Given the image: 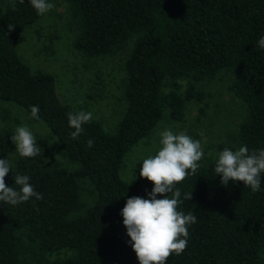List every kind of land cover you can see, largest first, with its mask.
Listing matches in <instances>:
<instances>
[{
	"label": "trees",
	"instance_id": "16d2710c",
	"mask_svg": "<svg viewBox=\"0 0 264 264\" xmlns=\"http://www.w3.org/2000/svg\"><path fill=\"white\" fill-rule=\"evenodd\" d=\"M51 1L67 6L76 31L71 46L80 57L89 60L125 50L124 103L109 131L91 119L73 139L67 114L75 110L59 98L55 76L30 70L16 53L19 35L40 15L29 0H11L0 8V100L29 114L30 106H38V120L56 138L61 155L76 162L72 169L64 160V165L50 164L41 138H35L39 155L18 154L6 186L18 190L13 175H27L43 199L32 197L15 206L0 201V264H139L120 212L128 198H144L153 184L140 175L124 181L119 167L126 152L149 138L166 109L167 120L181 124L184 103L193 101L197 120L212 107L199 85L223 74L241 117L232 146L217 142L216 149H264V49L257 46L264 36V0ZM182 80L187 86L180 90ZM89 82L85 102H76L83 111L92 101L90 90L104 87L101 81ZM111 93L112 87L103 94ZM183 126L189 131L188 124ZM89 139L94 141L91 148ZM13 147L9 131H0V157ZM205 159L195 175L176 185L182 201L177 210L192 212L196 223L188 227L187 248L171 254L165 264H264V173L259 192L239 181L224 186L214 171L215 159ZM79 177L89 181L81 183L78 193ZM91 186L95 201L81 215L68 218L80 201L94 196ZM191 192L192 199H184Z\"/></svg>",
	"mask_w": 264,
	"mask_h": 264
},
{
	"label": "rangeland",
	"instance_id": "374dc122",
	"mask_svg": "<svg viewBox=\"0 0 264 264\" xmlns=\"http://www.w3.org/2000/svg\"><path fill=\"white\" fill-rule=\"evenodd\" d=\"M9 1L11 0H0V8L3 9ZM53 4L55 7L52 10L40 15L36 21L24 28L16 42V53L28 65L30 70L52 73L56 78L54 83L55 89L59 93V98L65 103L73 105L72 108L75 112L82 110L76 102L77 99L80 100L81 104L85 102L83 95L88 92L86 87L88 89L90 79H92L93 83L95 81H101L102 85L104 83V87L99 86L90 90L92 92V101L90 103L88 101V104L85 105V111L91 112L92 119L99 122L104 130L109 131V123L114 120L115 114L120 111L124 103V101H121V96H123L125 81L122 61L125 50L121 49L114 55L89 60L80 57L71 46V41L76 31L75 25L69 20L67 6ZM222 70L219 72H222ZM67 75L70 82H67V78H65ZM73 77L74 80L71 81ZM179 83L181 86L180 90L187 86V81L185 80ZM225 84L226 77L221 74L217 80L199 85L206 92L205 100L207 102L210 100L212 107L206 108L197 120H195L199 115L197 104L193 101L189 102V105L186 102L184 103L186 111L183 118L189 129L187 131L186 128V131L192 134L194 140L200 141L202 150H206L204 154L207 156L204 155L201 160H204L205 157L207 159L211 157V160L214 161L213 159H215L216 162L218 152L222 151L216 149V143L221 142L231 147L232 138L236 137L235 125L236 121L241 117V107L232 92L227 90ZM61 85H66L67 87H62ZM111 87L114 95L112 93L103 94L106 93L107 88ZM207 93H209V96ZM188 109L190 110L188 111ZM102 117L106 120L104 123L108 125L103 124ZM167 118L168 111L166 109L151 132V136L149 135L148 139L144 138L138 142L139 144L146 139V144L141 143L138 151H134L131 148L133 150L130 149L125 153L119 167L120 177L124 181L134 180L135 177L138 178L143 164L142 160L156 154L161 147L159 144L160 132L165 129H170L173 133L185 131L184 122L171 124V121H168ZM14 120L16 121L15 124ZM22 125H27L35 138L44 140L42 151L46 161L50 164L60 165H64V162H66L69 166L67 169L76 167V162L69 161L61 155L55 144L56 138L42 121L32 118L31 114L14 102L0 100V131H9L11 137L15 129ZM231 149L233 151L238 150L237 147H232ZM18 154L14 145L12 151L0 157V159L7 158L13 168ZM198 163L200 164L201 162ZM87 180L86 177L77 178L78 193L81 183ZM91 187L94 190V196L84 203L80 201V205L68 213V218L81 215L85 208L95 201L96 191L93 186ZM144 198H148L147 193ZM159 198H163V196L159 195Z\"/></svg>",
	"mask_w": 264,
	"mask_h": 264
},
{
	"label": "clouds",
	"instance_id": "9594fccd",
	"mask_svg": "<svg viewBox=\"0 0 264 264\" xmlns=\"http://www.w3.org/2000/svg\"><path fill=\"white\" fill-rule=\"evenodd\" d=\"M29 3L38 15H44L55 7L48 0H29ZM7 27L9 31L15 29L11 24ZM257 46L264 49V36L258 38ZM30 108L32 118L39 119V107ZM67 119L69 127L75 129L70 135L76 139L83 132V125L91 121L92 113L83 110L69 112ZM159 135L161 147L154 156L142 160L139 172L141 178H146L153 184L151 192L146 190L148 198L132 196L127 199L120 212L126 234L130 237L127 243L131 245L139 264H165L171 254L183 253L188 244V227L196 223V216L192 212L185 214L177 210L182 201L181 191L176 185L189 175H195L200 167L198 162L204 156L201 143L187 135L186 130L173 133L172 130L165 129ZM11 142L21 157L40 154V148L27 125L15 129ZM87 143L89 148L94 145L92 139ZM217 155L214 171L216 176L221 177V185L227 186L230 181H239L252 192L261 190L264 149L250 151L245 145L233 151L225 147ZM11 168L7 158L0 159V201L15 206L32 197L43 199V195L34 190L27 175H13L15 185L20 186L18 190L6 186L5 177ZM158 194L163 198H157ZM184 199L191 200L192 192L185 193Z\"/></svg>",
	"mask_w": 264,
	"mask_h": 264
},
{
	"label": "crops",
	"instance_id": "0c3cea01",
	"mask_svg": "<svg viewBox=\"0 0 264 264\" xmlns=\"http://www.w3.org/2000/svg\"><path fill=\"white\" fill-rule=\"evenodd\" d=\"M65 78H67L66 80H67V82L69 81L70 82V80H69V76L67 75ZM62 87L64 86V87H67L66 85H61ZM146 140V139H145ZM145 140L143 141V142H141V143H144V144H146L145 143ZM141 143H139L138 145H136V147H135V149H134V151L135 150H139V146L141 145Z\"/></svg>",
	"mask_w": 264,
	"mask_h": 264
}]
</instances>
